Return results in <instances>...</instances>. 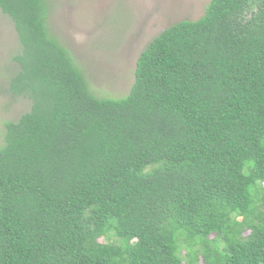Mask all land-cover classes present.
Here are the masks:
<instances>
[{
  "label": "trees",
  "instance_id": "16d2710c",
  "mask_svg": "<svg viewBox=\"0 0 264 264\" xmlns=\"http://www.w3.org/2000/svg\"><path fill=\"white\" fill-rule=\"evenodd\" d=\"M0 11L31 103L4 123L0 264H264V0L164 29L121 98L90 91L43 0Z\"/></svg>",
  "mask_w": 264,
  "mask_h": 264
},
{
  "label": "rangeland",
  "instance_id": "374dc122",
  "mask_svg": "<svg viewBox=\"0 0 264 264\" xmlns=\"http://www.w3.org/2000/svg\"><path fill=\"white\" fill-rule=\"evenodd\" d=\"M50 37L65 48L98 98L126 96L135 63L148 43L179 21H195L209 0H43ZM20 44L13 22L0 11V144L4 123L30 109L12 94ZM113 239V238H112ZM100 242L105 243L102 239ZM198 264H202L199 262Z\"/></svg>",
  "mask_w": 264,
  "mask_h": 264
}]
</instances>
